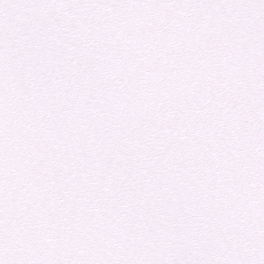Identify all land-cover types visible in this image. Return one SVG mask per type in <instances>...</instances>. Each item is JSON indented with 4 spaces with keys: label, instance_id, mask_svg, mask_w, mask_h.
<instances>
[{
    "label": "snow or ice",
    "instance_id": "obj_1",
    "mask_svg": "<svg viewBox=\"0 0 264 264\" xmlns=\"http://www.w3.org/2000/svg\"><path fill=\"white\" fill-rule=\"evenodd\" d=\"M0 264H264V0H0Z\"/></svg>",
    "mask_w": 264,
    "mask_h": 264
}]
</instances>
